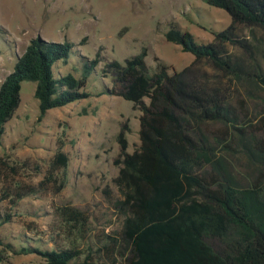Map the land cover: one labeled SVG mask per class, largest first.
<instances>
[{"label":"rangeland","instance_id":"1","mask_svg":"<svg viewBox=\"0 0 264 264\" xmlns=\"http://www.w3.org/2000/svg\"><path fill=\"white\" fill-rule=\"evenodd\" d=\"M231 21L225 9L206 0H0V84L33 38L73 44L69 56L54 65L57 78L68 73L82 78L88 61L98 59L82 87L90 95L50 109L41 120L35 97L37 83L23 81L21 102L6 124L0 157L10 165L13 160H28L29 164L17 173L6 166L0 172V209L11 214V221L0 227L2 236L17 243L21 233L32 234L31 227L39 231L59 229L55 209L71 204L90 216V238L96 247H101L99 237L109 234L117 238L120 252L116 262L126 263L130 255V246L122 238L126 214L118 204L123 197L114 182L120 170L116 163L121 153L118 135L126 124L127 151L133 152L140 145L141 111L131 101L111 93L116 85L114 77L104 70L109 62L124 64L143 50L149 65L157 66L161 60L171 71L190 67L188 79L208 92L224 95L233 108L236 120L232 124L193 126V135L205 143L212 156V163L201 172L219 174L241 187L255 183L264 187V165L250 155V149L264 154L254 148L256 141L264 139V88L253 76L255 67L264 72V32L237 25L235 32L247 41L249 50L223 44L233 61L243 65V72L237 75L214 67L206 59L195 62L194 54L167 39L175 23L192 33L197 42H213L214 33ZM58 150L69 156L68 166L55 174L57 181L40 185ZM35 165L40 166V172ZM18 184L34 186L37 191L15 204L3 198L6 190ZM209 242L219 251L227 250V241ZM43 263L35 254H22L11 255L6 264Z\"/></svg>","mask_w":264,"mask_h":264},{"label":"trees","instance_id":"2","mask_svg":"<svg viewBox=\"0 0 264 264\" xmlns=\"http://www.w3.org/2000/svg\"><path fill=\"white\" fill-rule=\"evenodd\" d=\"M225 9L231 15L230 25L215 32V40L199 43L189 31L173 24L167 39L180 44L195 56V62L206 59L214 67L237 75L242 64L233 61L223 48L229 42L246 51L249 44L236 34V26L258 28L264 32V0H206ZM73 44L33 38L15 68L0 84V143L4 141L6 124L21 102L22 83H37L35 97L39 101L40 120L53 108L63 107L90 95L83 90L98 59L89 60L82 78L72 73L57 78L54 65L69 56ZM147 51L126 59L109 62L105 74H112L117 94L141 111L140 145L128 152L125 124L118 135L121 146L119 174L114 182L123 199L118 201L126 214L122 233L130 246L125 264H264V187L253 184L241 187L219 174L208 176L201 171L212 163L205 143L196 138L197 123L236 120L228 99L197 86L186 77L190 67L171 71L158 60L157 66L146 61ZM254 80L264 88V72L253 69ZM243 133V129H240ZM63 142L61 141V144ZM264 153V139L255 142ZM250 155L264 165V154L250 149ZM69 156L58 150L50 160L45 180L57 181L55 174L68 166ZM28 160L0 157V172L4 166L15 173L26 168ZM34 169L40 170L39 165ZM34 186L18 184L6 190L3 198L11 203L35 193ZM110 195L109 189L105 190ZM112 200V199H111ZM59 229L29 228L17 237V243L0 233V264L11 255L35 254L43 264H117L120 252L117 238L107 234L91 241L90 216L71 204L58 205ZM11 221L10 213L0 209V227ZM211 239L227 241V250L219 251ZM104 250V253L100 252Z\"/></svg>","mask_w":264,"mask_h":264}]
</instances>
